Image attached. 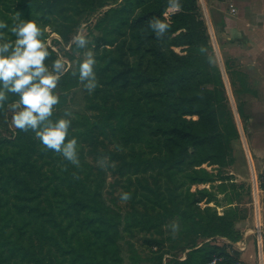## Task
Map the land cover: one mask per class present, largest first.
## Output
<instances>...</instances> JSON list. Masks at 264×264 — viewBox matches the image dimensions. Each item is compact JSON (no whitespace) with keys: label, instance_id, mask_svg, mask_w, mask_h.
<instances>
[{"label":"trees","instance_id":"1","mask_svg":"<svg viewBox=\"0 0 264 264\" xmlns=\"http://www.w3.org/2000/svg\"><path fill=\"white\" fill-rule=\"evenodd\" d=\"M61 3L0 0V20L10 25L16 17L34 19L46 39V27L59 31L54 22ZM170 9L176 11L167 16ZM154 18L169 25L162 36L149 27ZM94 30L102 34L96 44L100 51L96 78L117 98L105 114L115 121L112 136L120 145L156 153L160 174L176 182L170 207L160 199L158 182L149 189L156 200L146 196L147 200L184 225L187 237L239 242L242 234L233 217L237 210L229 208L220 216L210 206L219 202L213 191L190 189L215 181L204 165L231 166L232 143L240 139L198 0H122L104 13ZM49 51L51 58L54 52ZM12 97L10 93L0 105L3 112ZM239 113L243 120L241 108ZM96 127L89 118L70 125L66 140L77 139L78 165L45 149L31 129H18L14 140L0 141V264L141 261L125 235L134 219L105 197L81 148L92 140ZM202 202L205 208L199 205ZM188 241L193 250L185 260L164 263L161 254H154V263L209 264L218 259L216 264H246L241 253L230 252L228 245L198 247L196 241Z\"/></svg>","mask_w":264,"mask_h":264},{"label":"rangeland","instance_id":"2","mask_svg":"<svg viewBox=\"0 0 264 264\" xmlns=\"http://www.w3.org/2000/svg\"><path fill=\"white\" fill-rule=\"evenodd\" d=\"M121 1L62 0L60 15L54 22L59 31L51 29L50 26L45 28V40L48 48L54 52V56L47 57L46 62L51 64L60 56L65 62L66 69L54 89L59 96V103L54 106L53 114L57 115L59 111L66 109L70 113L68 118L73 126H78L87 118L97 122L92 140L82 143L81 148L86 152V160L90 162L93 174L101 183L105 197L109 201L113 200L124 213L134 219L125 235L142 257L138 264H155L154 254H161L164 263L174 259L185 260L188 253L193 250L190 245L188 246L189 239L190 244L196 241L194 245L198 247L204 243H213L219 246L228 245L230 252L235 250L240 252V247L244 248L246 245L242 239L247 233L251 231V236L259 235L258 191L261 188V185L257 184L259 180L257 181L254 173L240 121L236 119L241 137L232 143L234 163L223 168L204 165L206 170L216 176L215 181L212 184L193 185L190 189L192 192L203 189L213 191L219 202L218 205L211 203L210 206L215 208L220 216L229 208L237 210L233 217L236 229L242 234L240 240L242 242L239 241L241 245H238L239 242L230 244L229 241L221 238L205 240L194 236L187 237L184 225L168 212L155 207L156 195L149 189L156 188L158 182L161 185L158 193L160 199L170 207L171 191L176 186L174 180L160 174L161 171L155 160L156 153L149 154L141 147L133 150L128 146L120 145L111 133V126L115 125V121L107 120L105 117L108 108L117 104L113 91L107 89L97 79V87L89 92L78 79L79 61L84 59L88 52L94 55L96 61L100 52L96 44L102 34L94 30L96 23L105 12L117 7ZM175 11L170 9L167 16ZM60 16L72 17V20H64ZM78 32H82L88 40L84 48H78L72 42ZM62 33H65V36ZM177 51L180 52L179 49ZM95 65L96 62L94 68ZM13 95L12 101L16 99V95L14 93ZM12 101L7 103L4 112L0 109V141L14 140L17 135L18 128L12 124V113L8 108V104ZM231 107L235 110L234 106ZM136 155L141 156L140 161L136 159ZM145 160L150 164L145 165ZM222 188L226 189V193L221 192ZM124 192L130 194L129 199H121V194ZM146 196L155 199L148 201ZM199 205L202 208L207 206L205 202ZM258 245L257 241V248Z\"/></svg>","mask_w":264,"mask_h":264},{"label":"clouds","instance_id":"3","mask_svg":"<svg viewBox=\"0 0 264 264\" xmlns=\"http://www.w3.org/2000/svg\"><path fill=\"white\" fill-rule=\"evenodd\" d=\"M149 27L156 36H162L169 25L160 18L149 20ZM8 33L13 38H9ZM78 48H84L88 40L78 32L72 41ZM44 29L34 19L16 17L9 25L0 20V105L10 93L16 95L8 108L11 110L12 124L21 130H33L45 149L60 153L66 160L79 164L77 139H67L71 120L70 113L53 119L54 106L59 96L54 91L65 69L63 58L58 56L51 64ZM95 57L91 52L79 61L78 79L84 87L93 91L97 87L94 71ZM129 193L121 194V199H129Z\"/></svg>","mask_w":264,"mask_h":264},{"label":"crops","instance_id":"4","mask_svg":"<svg viewBox=\"0 0 264 264\" xmlns=\"http://www.w3.org/2000/svg\"><path fill=\"white\" fill-rule=\"evenodd\" d=\"M198 3L230 107H235V110L231 107L235 122L240 121L261 185L259 235L251 236L250 231L242 239L246 248L240 250L241 260L246 264H264V0H198Z\"/></svg>","mask_w":264,"mask_h":264},{"label":"built area","instance_id":"5","mask_svg":"<svg viewBox=\"0 0 264 264\" xmlns=\"http://www.w3.org/2000/svg\"><path fill=\"white\" fill-rule=\"evenodd\" d=\"M232 12L233 13H236V9L235 8H232ZM257 181H258V179H257ZM257 184H258V182H257ZM258 188V187H257ZM258 191V190H257ZM244 248H246V245H244ZM244 248H241L240 247V250H243ZM217 261H219L218 259H215L214 261H212L211 263H209V264H216L217 263Z\"/></svg>","mask_w":264,"mask_h":264}]
</instances>
